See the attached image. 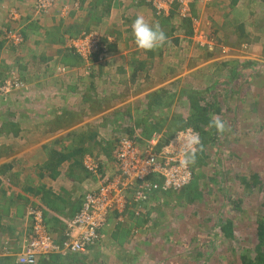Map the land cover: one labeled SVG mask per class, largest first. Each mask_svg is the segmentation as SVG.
<instances>
[{
	"label": "rangeland",
	"instance_id": "obj_1",
	"mask_svg": "<svg viewBox=\"0 0 264 264\" xmlns=\"http://www.w3.org/2000/svg\"><path fill=\"white\" fill-rule=\"evenodd\" d=\"M86 1L66 0L67 4H63L54 0L50 11L36 19L42 18L48 26L43 37L47 44L35 45L44 57L39 60L34 56L37 60L25 63L33 74H28L24 68H8V76L1 79L3 82L17 77L26 81L25 88L8 96L0 95V130L4 122L30 118L27 111L19 110L20 104L24 110L30 106L38 110L41 99L38 96L30 98L32 90L29 89L33 82L38 85V77L43 79L42 71L38 72L43 61L47 63L49 77L60 78V74H64L76 81L80 75L96 77L94 82L79 80L82 86L78 87L79 96L72 98L76 108L69 124L84 119L95 120L92 131L95 129L100 136L98 151H113L122 136L136 138L142 143L155 135L163 141L169 140L182 127L178 124L190 117L192 104L200 101V94L219 108L220 114L216 115L226 122L228 131L215 137L212 135L214 140L206 148V156H201L203 163L197 157L192 164L195 177L190 186L198 182L195 198L188 197L184 193L186 190L175 195H158L146 205L145 216L139 219L130 216L123 224L110 221L106 227L107 237L103 235L87 255L72 257L80 260L79 264H242L240 257L246 250L255 257L259 245L264 250V242L259 244L256 236L255 222L259 217L264 220V191L258 193L259 189L254 188L245 193L240 178H250L257 173L264 182V1L213 0L211 3H214L207 7L204 4L198 6L203 9L204 5L202 16L195 7L191 16L193 21L191 17L183 19L176 11L177 6L170 16L158 15L151 4L136 0L152 9L153 23L160 25L168 39L157 49L158 59L141 67L140 73L133 75L131 70L129 79H118L115 75L124 60L138 57L137 53H127L134 49V41L132 45L125 43L127 50L108 51L99 54L97 60L79 54L73 47L72 40L83 33L96 32L111 43L115 42L113 36L109 37V29L114 32V28H109L110 24L105 22L108 17L100 20L104 11L101 7L96 8L104 0H93V7L82 6L81 3ZM34 3L33 16L31 14L29 19H35ZM116 20L119 21L118 17ZM250 21L255 22V27H250ZM239 24L243 26L244 35L237 30ZM200 32L213 41V51L199 43L197 35ZM25 43L24 39L19 46L5 44L12 50L19 49L14 51L20 58L25 52L29 56L34 47L27 46L23 51ZM76 54L84 59V64L72 57ZM56 55L59 58L54 59ZM63 67L67 68L65 73L60 72ZM235 67L239 68V73L234 75L231 71ZM22 71L27 76H21ZM91 87L95 90L83 101L85 95L82 93ZM158 90L163 96L162 106L150 107L159 100L148 96ZM146 122L153 126L152 136L149 135L151 131L144 128ZM149 136L151 138L146 139ZM5 196L0 193V197ZM230 197L244 199L245 212L238 215ZM39 205H31L29 209ZM28 212L26 226L22 228L25 230L31 222ZM230 218L235 221L236 234L227 238L221 232V226ZM47 226L51 231L49 224ZM104 236L106 239L102 241ZM13 245L14 241L6 240L0 250L13 248ZM53 259L50 256L38 262L52 264L55 263ZM75 260L67 264L77 263Z\"/></svg>",
	"mask_w": 264,
	"mask_h": 264
},
{
	"label": "crops",
	"instance_id": "obj_2",
	"mask_svg": "<svg viewBox=\"0 0 264 264\" xmlns=\"http://www.w3.org/2000/svg\"><path fill=\"white\" fill-rule=\"evenodd\" d=\"M65 1L60 0V3L67 4ZM71 1L75 2V0ZM106 1L109 2V0ZM93 2V0H87L85 4L83 2L81 4L82 6L93 7ZM33 3V0H0V82L1 79L8 76V68L13 70L24 68L28 74H33L32 69L27 67L25 63L37 60L34 56L41 60L40 57L44 55L38 52L40 49L36 48L35 45L47 44L43 37L46 36L48 26L44 25L42 18L39 20L32 17L31 19L28 18L31 14L33 16ZM213 3L203 4L207 7ZM112 4L110 14L105 20L110 24L109 28H114V32L109 29L110 35L115 38L112 49L113 51L115 49L124 50L126 42L132 45L134 41L131 31L133 20L137 15H143L146 20L153 23L154 12L152 9L143 6L141 2L137 3L136 0H113ZM201 4L194 5L193 10L196 7L202 16L204 5H202L203 9L198 7ZM15 10L24 17L20 23L26 40L22 48L23 51L27 46H34L30 50L29 56H27L28 52H25V56L20 55V58L19 54L14 51L19 49L13 48L14 50H12L6 47L2 34V29L9 23L10 12ZM87 12L90 11L87 10ZM214 12L219 14L216 13V10ZM248 14L251 12L249 11ZM46 17H51V15ZM117 17L119 21L116 20ZM254 23V21H250V27H255ZM239 28H243L242 24L238 25V32ZM56 46L54 45V47ZM133 47L134 49L127 51V53L139 55L137 58L126 59L122 62V67H119L117 75L114 74L118 76V79H129L128 74L131 70L133 75L140 73L142 72V64H150L158 59L157 50L143 52L138 50L136 45ZM57 58H59L57 55L54 56V59ZM41 62L38 72L42 71L43 79L38 77V85H33V82L29 89V91L32 90L30 98L36 99L38 96L41 99L38 110H34L32 106L24 110L20 104L23 112L27 111L30 118L16 119L8 123L11 125L10 127H14L12 122L17 123L20 129L19 135L0 134V148H11L2 152L3 155L0 157V193L6 195L3 198L0 197V246L6 240L15 243L11 248L12 254L2 259L4 264H21L24 261L21 252L26 228H22L26 226L27 212L31 205L40 204L39 206L43 209L45 220L52 233L55 237L57 235L60 237L65 224L79 212L86 193L99 185V182L84 166L88 156H94L98 159L103 175L113 174L117 169L114 154L115 146L111 152H106L105 149L98 151L97 144L100 143L98 142L100 136L97 135L95 129L92 131L95 120L84 119V121L69 124V122L62 123L60 115L59 119L56 118V120L54 115H49L50 111L60 114L63 109L74 113L76 103L72 98L74 95L79 96L78 87L82 86L79 80L90 79L94 82L96 77L94 75L88 77L80 75L77 81L68 75L64 76V74H60V78L58 76H55L56 78L49 77L50 75L46 74L47 63ZM26 72L22 71L20 75L25 77L27 76ZM79 72L82 73V71ZM92 89L94 90V88ZM82 94L86 95V90ZM85 100L86 97H83V101ZM88 130L90 131L88 132ZM104 139L108 141L110 138ZM3 168L6 171H3ZM131 218L133 219V217ZM106 232L107 229L105 228L102 231V236ZM105 236L102 241H105L107 237Z\"/></svg>",
	"mask_w": 264,
	"mask_h": 264
},
{
	"label": "built area",
	"instance_id": "obj_3",
	"mask_svg": "<svg viewBox=\"0 0 264 264\" xmlns=\"http://www.w3.org/2000/svg\"><path fill=\"white\" fill-rule=\"evenodd\" d=\"M143 1L151 4L158 15L170 16L177 6L180 16L188 19L193 16L194 5L208 4L213 0ZM53 4L54 0H36L35 19L48 13ZM23 19L18 12H11L8 25L2 29L7 44L19 46L24 42L19 26ZM197 38L201 45L213 51L214 43L204 32H200ZM102 39L96 32L83 33L72 40V45L79 54L92 57L99 55L105 47ZM66 71L65 67L60 69V72ZM23 88L25 82L12 77L0 82V95L8 96ZM193 133H198L201 139L200 132L191 126L178 130L167 143L157 135L144 143L133 137H120L115 145L117 169L113 174L103 175L98 159L88 156L84 166L99 185L86 193L79 212L65 224L59 238L49 230L43 210L31 207L28 212L31 222L24 232L21 252L24 260L33 258L39 261L52 255H87L101 241L102 231L111 220L123 224L130 216L139 219L147 214L146 205L156 196L185 189L194 180V169L193 165L181 167L182 152L175 142ZM153 177L155 179L150 180ZM11 254V248L0 250V264H4L2 259Z\"/></svg>",
	"mask_w": 264,
	"mask_h": 264
},
{
	"label": "trees",
	"instance_id": "obj_4",
	"mask_svg": "<svg viewBox=\"0 0 264 264\" xmlns=\"http://www.w3.org/2000/svg\"><path fill=\"white\" fill-rule=\"evenodd\" d=\"M112 1L113 0H109V2H108V1L104 0L102 3H100L99 6L97 5V7H101V10L104 11V12H101V14L99 16L100 20L109 16V12H110V10H111V8L113 6ZM239 32L241 33V35L245 34L243 28H239ZM165 34H166V37L168 39V34L166 32H165ZM109 37L111 38L112 36L109 35ZM113 43H111L110 40H107V39L103 38L102 39V45H104L105 47L102 48V50L99 51L100 55H104L108 51H113L112 50V46H113L112 44ZM73 51H75V50H73ZM72 57L73 58L75 57V59H77L81 63L83 62V64H84V59L82 57H80L79 55L76 54V55H74ZM92 57H94L93 60L99 59V55H94ZM146 65L147 64L144 63V64L141 65V67H145ZM246 67H250V65H246ZM243 68H245V67L242 66V69ZM238 70H239V68L235 67L231 71V73H233L234 75L238 74L239 73ZM243 70H245V69H243ZM90 76H92V75H90ZM25 81L26 80H24V82ZM92 90H93L92 87L90 89H88L86 91L87 94H90V92ZM205 92H207V90ZM87 94L85 95V97H86V99H89V95H87ZM148 97H152L154 99L158 98V100H159L155 104L152 103L150 107H157V106L160 107V106H162L163 96L160 94L159 90L157 92L151 94ZM199 97H200V101L199 102H194L192 104L190 117H188L187 120H183L181 122V124H178V123L177 124L182 126V127L180 126L181 128L179 127L180 129H183V128H186L188 126H191L195 130L200 132L201 139H202L203 150L197 152V157H199L200 162H202L201 156H202V158H204L206 156V154L204 156V152H205L206 148L211 146V143L214 140V137L217 135L215 129H211L210 130V129L207 128V124L209 122L210 116L212 114H215V115L218 114L219 115L220 111H219V108H217V107L215 108V106L213 105V102L210 103V102L206 101L205 100L206 98H205V96L203 94H200ZM20 109H22V108H19V110ZM36 113H38V112H36ZM74 113H73V111H69V110L63 109L60 114L55 112V111H50L49 115L50 116L54 115L55 120H56V118L59 119V115H60V119H61L60 121L62 123H66V122H70V119H72V116L75 115ZM147 123L148 122H146V125H144V128L149 129L151 131V133H149V135H151L152 134V129L151 128L153 126L149 125ZM11 124L14 127H10L11 126L10 124H8V125L7 124H3V126L1 127V130H0V134L3 133V132H7L8 135H10V134H12L13 136L19 135L20 129H19V126L17 125V123L15 124L14 122H12ZM212 135L214 136L213 138H212ZM151 136L147 137L146 139L151 138ZM163 142L167 143V141H163ZM162 146H163V143L159 145V148H161ZM10 149L11 148H5V149L0 148V157L3 155L2 152H6L7 150H10ZM64 158L65 157H63V159ZM3 171H6V169L3 168ZM194 177H195V171H194ZM197 178L199 179V176H196V179ZM151 179L154 180L155 178L153 177V178H150V180ZM240 179H241V184L244 185L245 188H246L244 190L245 193L249 192V191H254V188L259 189L258 193H262L264 191V182L260 179V175L259 174L255 173L252 176H250V178L241 177ZM202 183H203V179H202ZM190 185H188L185 189H183V190H186L184 193H186L188 195V197L195 198V196L197 195V193H195V192H198V190L195 188V186L196 187L198 186V182L193 184V186H190ZM182 191H180V192H182ZM171 193L173 195H175L176 193H179V192H171ZM203 193H205V191L203 190V186H202V194ZM230 200L233 202V207L237 211L238 215L242 214L243 212H245V208H244V204H243L244 199H242V198L235 199L233 197H230ZM255 222H256V229H257L256 236L258 238V241L260 242L259 244H262L264 242V220L260 219V217H259V218H257V220ZM221 232L227 238L234 237L235 234H236L234 219L230 218V219L226 220V222H224L222 224V226H221ZM72 256H75V255H64V256L63 255H52V258H54L53 262H55V263H52V264H67V262L71 263L73 260H75V257H72ZM240 258H241L242 264H264V250L259 245L257 247V254H256L255 257L252 258L251 257V251L250 250H246L245 252L242 253ZM75 261H77V260H75ZM79 263H80V260L77 261V263L74 262V264H79ZM38 264H39V262H38Z\"/></svg>",
	"mask_w": 264,
	"mask_h": 264
},
{
	"label": "clouds",
	"instance_id": "obj_5",
	"mask_svg": "<svg viewBox=\"0 0 264 264\" xmlns=\"http://www.w3.org/2000/svg\"><path fill=\"white\" fill-rule=\"evenodd\" d=\"M131 31L137 49L143 52L157 50L163 47L167 41L166 34L160 25L150 23L143 15H137L133 20ZM207 128L215 129L216 133L221 135L228 131L226 122L215 114L210 116ZM175 143L178 144L182 152V159L179 161L181 167L195 164L197 152L203 150L199 134L193 133L184 137L183 140L177 139ZM21 264H38V261L33 258H25Z\"/></svg>",
	"mask_w": 264,
	"mask_h": 264
}]
</instances>
